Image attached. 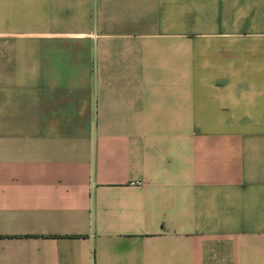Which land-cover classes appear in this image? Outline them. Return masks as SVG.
<instances>
[{"label":"crops","instance_id":"1","mask_svg":"<svg viewBox=\"0 0 264 264\" xmlns=\"http://www.w3.org/2000/svg\"><path fill=\"white\" fill-rule=\"evenodd\" d=\"M0 264H264V0H0Z\"/></svg>","mask_w":264,"mask_h":264}]
</instances>
